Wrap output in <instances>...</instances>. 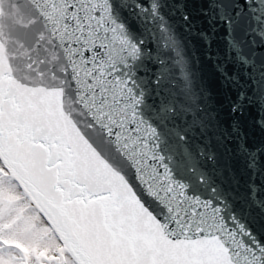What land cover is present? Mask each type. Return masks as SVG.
Returning <instances> with one entry per match:
<instances>
[{
  "label": "snow or ice",
  "instance_id": "1",
  "mask_svg": "<svg viewBox=\"0 0 264 264\" xmlns=\"http://www.w3.org/2000/svg\"><path fill=\"white\" fill-rule=\"evenodd\" d=\"M218 128L255 188L264 0H0V264H264L246 218L264 226V202L238 207L203 167Z\"/></svg>",
  "mask_w": 264,
  "mask_h": 264
},
{
  "label": "water",
  "instance_id": "2",
  "mask_svg": "<svg viewBox=\"0 0 264 264\" xmlns=\"http://www.w3.org/2000/svg\"><path fill=\"white\" fill-rule=\"evenodd\" d=\"M186 43L188 48L189 56L192 57V64L194 70L199 77L200 82L202 83L203 87L213 96L215 97L217 94L221 93L220 89V77L216 72L213 62L207 60L205 58V46L203 42L196 36H187ZM221 49V53L224 50V44L221 42H217V45ZM235 55V53H233ZM221 103L223 101L221 100ZM259 112L254 107L252 109V118L259 119ZM220 121H227V105L224 106L223 110L220 112L219 116ZM216 139L213 140L211 144V148L218 153L217 157V164L214 166L210 162H202L203 167L209 172L212 176L213 181L218 184L220 187L218 189V194L220 195H228L229 198L233 196L238 198L239 203L237 206L239 207L240 204L244 205H251L254 210L258 211L255 208V202L261 201L264 202V175L258 174L255 180V188L250 187V177L251 173L246 171H241L237 169V177L239 179L238 184L233 183V178L229 176L227 167H226V155L219 144V137L222 133L223 129L218 128L215 129ZM253 129L250 125V134H252ZM211 135V133H210ZM207 147V146H206ZM195 151V148H193ZM216 168L217 170L223 169V175H217L213 169ZM188 180L191 181L192 189L193 190H200L204 191V189H200L196 183V180L193 176H187ZM247 219L251 220L255 230L264 237V226H262L261 222H258V218L255 216L246 217Z\"/></svg>",
  "mask_w": 264,
  "mask_h": 264
}]
</instances>
